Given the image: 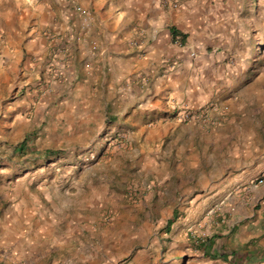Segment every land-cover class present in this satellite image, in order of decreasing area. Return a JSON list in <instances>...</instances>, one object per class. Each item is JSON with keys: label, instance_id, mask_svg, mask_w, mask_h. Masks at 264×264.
I'll list each match as a JSON object with an SVG mask.
<instances>
[{"label": "rangeland", "instance_id": "1", "mask_svg": "<svg viewBox=\"0 0 264 264\" xmlns=\"http://www.w3.org/2000/svg\"><path fill=\"white\" fill-rule=\"evenodd\" d=\"M218 2L224 20L206 47L216 82L194 106L146 92L163 74L54 98L56 54L19 44L24 8L0 0V264H264V171L220 184L239 173L248 144L264 168V0ZM155 3L176 11L183 1ZM149 99L166 102L157 119L202 128L201 147L139 124ZM3 245L37 256L6 258Z\"/></svg>", "mask_w": 264, "mask_h": 264}, {"label": "crops", "instance_id": "2", "mask_svg": "<svg viewBox=\"0 0 264 264\" xmlns=\"http://www.w3.org/2000/svg\"><path fill=\"white\" fill-rule=\"evenodd\" d=\"M16 1L24 8L25 13V20L19 25V44L23 39L28 40L26 47L30 54L38 46L40 52H35L43 56V59L47 55L49 57L56 54L58 63L55 64V69L60 74V81L52 84L50 88L54 98L60 94L69 95L68 92L75 90L78 95L90 90L94 93L99 88L103 92L106 86L111 85L121 92L127 80H137L136 77L140 74L151 76L152 79L163 74L149 84L152 91L146 85V92H151V97L153 95L164 100L173 99L181 104L199 106L208 92V85L212 86L211 93L213 91L216 75L212 74L211 68L215 65V58L206 47L211 37L219 32L214 25L218 17L220 21L224 20L225 11L218 0H183L181 8L176 11H162L156 6L155 0ZM70 1L93 12V20L89 25L84 27L80 24ZM45 15L49 20L51 17L56 19V24L52 27L51 41L42 33L45 25L48 27L49 24L48 19L43 20ZM28 24L35 27L29 30ZM173 31L186 36L182 45L173 42L177 36L176 34L173 37ZM189 52L194 53L195 57H189ZM171 61L177 65L167 74V62ZM131 87L135 86L131 84ZM132 90L136 91V88ZM165 105L164 101L149 99L145 107L148 110L147 116L139 118L138 123L153 122V128L168 129L164 132L165 136L170 135V138L179 141L190 140L191 145L199 140L201 147L204 141L202 128L193 124H176L166 119H157V113L165 110ZM133 109L134 117L137 113L136 108ZM148 131L153 133L155 129ZM190 149L194 150L195 147L190 146ZM258 151L259 147L252 148L249 144L242 150L237 149V154L243 153L247 160L239 168L238 174L233 173V177L220 184L246 183L254 176L253 173L264 171L261 164L257 163L253 167L252 158ZM16 241L24 245L23 238L20 240L16 236ZM6 246L3 245L4 248ZM3 252L6 258L9 254L20 262L29 255L37 256L36 250L32 252L27 248L18 251L7 247Z\"/></svg>", "mask_w": 264, "mask_h": 264}, {"label": "built area", "instance_id": "3", "mask_svg": "<svg viewBox=\"0 0 264 264\" xmlns=\"http://www.w3.org/2000/svg\"><path fill=\"white\" fill-rule=\"evenodd\" d=\"M164 5L169 6L170 8H179L182 4L183 0H160ZM74 12L76 14L77 17H79V19L81 20L82 24L84 26H87L86 24L89 21L90 18V12L87 11V9H84L82 7H75L74 8ZM176 42L180 43L181 37L179 35L176 36ZM189 57H194V53L189 52L188 53ZM178 116H180L181 119H188L189 117L192 118L191 116V112L190 111H186V109L181 110L178 113Z\"/></svg>", "mask_w": 264, "mask_h": 264}, {"label": "trees", "instance_id": "4", "mask_svg": "<svg viewBox=\"0 0 264 264\" xmlns=\"http://www.w3.org/2000/svg\"><path fill=\"white\" fill-rule=\"evenodd\" d=\"M176 34H177V33H175V31L172 32L173 37H174ZM184 40H185V36H181L180 44L184 43ZM48 154L51 155L52 153H48ZM171 224H172L171 222H168V224H167V225H168V228L171 226Z\"/></svg>", "mask_w": 264, "mask_h": 264}]
</instances>
